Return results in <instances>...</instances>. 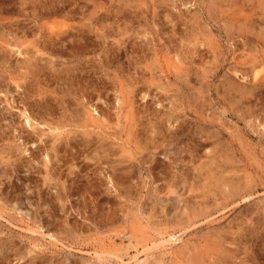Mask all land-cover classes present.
<instances>
[{
    "label": "rangeland",
    "instance_id": "374dc122",
    "mask_svg": "<svg viewBox=\"0 0 264 264\" xmlns=\"http://www.w3.org/2000/svg\"><path fill=\"white\" fill-rule=\"evenodd\" d=\"M30 2L27 5L30 8L24 14L13 11L18 4L0 3V11L1 6L13 7L0 13V82L7 81V70L18 78L28 81L33 78L32 83L34 81L43 93L38 96L45 95L49 99L48 104L52 105L54 116L64 120L60 128L50 131L45 125H40L46 128L45 135L42 134L40 139L37 137V142L22 144L24 139H35L37 134L26 130L18 139V133L12 130L14 128L6 125L11 119L17 120V116H9V112L2 111L3 104H0V264H108L110 260L111 264H119L120 261V264H133L131 262L137 250L127 246L129 237L139 247V256L145 258L142 264H255L247 260V256L253 253L244 241L247 239V227L254 222H258L261 227L258 234L264 237V65L259 67V74L263 76L259 75L261 79L257 76L260 90L251 87L255 83L251 80V72L249 78L238 76L250 56H244L246 51L241 47L242 39L236 32L240 20L234 22L227 13H238L240 9V13L243 10L248 13L251 8V12L259 11L260 8L255 6L259 0ZM252 3L255 7L251 6ZM38 5L46 12L39 20L32 14L38 11ZM224 5L230 9L224 8ZM238 15L242 16V13ZM18 20H24L32 30L28 28L25 32L18 28ZM231 20L232 27L227 26ZM46 34L49 42L46 45L38 43L37 40L43 41ZM8 39L15 42L20 39L21 42L17 43L24 53H14ZM176 45H180V50L184 52L183 65L181 62L177 66L168 57L177 51L180 53ZM232 64L237 65L234 67ZM238 65L242 67L239 74L236 71H239ZM37 74L40 76L36 77ZM229 88L232 92L236 89L235 93ZM238 90L237 93L247 95L240 96L236 93ZM253 92H256L255 96ZM99 95L101 98H98ZM238 96L243 100L240 101ZM126 102L133 103L135 107ZM97 104L96 111L91 112L94 116H97L98 109L106 106L115 121L95 122L94 116L93 120L88 118L87 111L95 110L94 105ZM127 104L128 108H124ZM147 104L151 105L149 109ZM130 107L135 108V114ZM67 109L70 114L64 116ZM148 110L150 112L146 114ZM68 115H71L70 122ZM129 118L136 121L133 123ZM150 118L163 131L171 127L176 130L175 137L143 139L144 134L147 135L146 125H149ZM163 118L165 121L169 118L167 122L174 121L172 124L166 122V125ZM174 124L180 129H175ZM136 126L139 129L143 127L140 130L143 137ZM53 133L57 137L52 141L50 137ZM137 134L141 139H136ZM189 137L192 138L189 147H179V142ZM150 141L156 143L151 144ZM38 143L42 148L48 146V156L52 161L48 163L52 168L44 164V155H31L30 150L36 149ZM25 145L29 150H24ZM152 145L155 147L152 148ZM148 172L153 173V178ZM175 172L182 175L177 177ZM224 173L225 176L222 175ZM160 178H166L165 182L161 184ZM169 178L174 184L166 188ZM175 180L181 182L178 181V184ZM153 182H157L155 185L160 191H156ZM246 190L247 193L244 192ZM175 197H185L182 199L185 204ZM155 220L156 223L153 222ZM235 223L237 226H234ZM243 223L244 227L241 226ZM160 233L165 238H169L170 233L176 241L173 239L172 244L166 243L162 247L158 244ZM242 242L248 247L241 245ZM94 249L103 252L104 259H99V253ZM240 249H246L242 250L244 254L240 253ZM142 250L149 253V259ZM200 252L201 258L197 257ZM209 256L213 261L207 258Z\"/></svg>",
    "mask_w": 264,
    "mask_h": 264
},
{
    "label": "bare ground",
    "instance_id": "6f19581e",
    "mask_svg": "<svg viewBox=\"0 0 264 264\" xmlns=\"http://www.w3.org/2000/svg\"><path fill=\"white\" fill-rule=\"evenodd\" d=\"M31 0H7V2H5V0H0V3L1 4H8V5H10V4H18L17 6H16V8H15V10H13V11H17L19 14L20 13H22V14H24V11L25 10H29V8H28V3L30 2ZM257 1V0H256ZM177 2V1H176ZM264 0H259V2H257V5H255L256 7H258V8H260V10L259 11H252L251 12V10L253 9V8H251L250 9V12L248 11V13H247V11L245 12V10H243V8H242V10L244 11V12H242L241 11V13H242V16L241 15H238V13L239 14H241L240 13V10L239 9H236V10H239V12L237 13L236 11H232L231 13L232 14H230V13H227V14H229V15H231V19L232 20H234V22H238L239 20V24H240V26L238 27V25H237V29L238 30H236V32H238L237 33V35L239 36V37H241V47L243 48V50L244 51H246L245 52V54H244V56L246 55V56H250V59H249V62L247 63V64H245L244 65V67L242 66L243 65V63L241 64V63H238V64H241V66L243 67H241L240 65H238V66H240V68H239V71L238 70H236L237 71V74H239L238 72H240L241 70V68H242V72H240V75H238L239 77L241 76V77H243V78H246V77H248V74H250L249 72H251L252 73V78H251V80L253 79V80H255L254 82V84L252 83V88H254L255 90L257 89V88H259L258 90H260V84H259V80L257 79V76H258V78H260L261 79V77L264 75V73H263V75H261V74H259V72L261 71V69L259 68L260 67V65H264ZM31 3V2H30ZM0 4V5H1ZM51 4V3H50ZM183 4V3H182ZM250 4V3H249ZM249 4H248V6H249ZM253 4V3H252ZM251 4V6H254V4L252 5ZM8 5H6V7L5 6H1V8H2V10L0 11V13L3 11L4 12V10H9V9H12L13 7H9ZM28 5V6H27ZM45 5V4H44ZM49 5V4H48ZM54 5V4H53ZM39 6V5H38ZM178 6V5H177ZM186 6V5H185ZM222 6V5H221ZM225 7L224 8H227L228 9V7H226V5H224ZM254 6V7H255ZM4 7V8H3ZM223 8V9H224ZM232 8V7H231ZM249 8H250V6H249ZM37 9V8H36ZM45 9H47V8H45ZM71 9V8H70ZM70 9H68V11L70 10ZM222 9V10H223ZM226 9V10H227ZM230 9V8H229ZM228 9V10H229ZM34 10V9H33ZM65 10V9H64ZM221 10V11H222ZM35 11V10H34ZM37 11V10H36ZM71 11H72V9H71ZM49 12V11H48ZM62 12V11H61ZM224 12V11H223ZM44 13H46L45 11H44V9L43 8H41V6H39L38 7V11L37 12H33L32 14L34 15V16H36V18L39 20V18H41L42 17V15L44 14ZM52 13V12H51ZM257 14V15H256ZM48 15V14H47ZM20 16V15H19ZM44 16V15H43ZM0 18H2L1 16H0ZM43 18V17H42ZM2 20V19H1ZM9 20V19H8ZM230 20V19H229ZM232 20L230 21V23L229 24H227V26H230V27H232L230 24H233L232 23ZM5 21H7V20H5ZM4 21V22H5ZM16 21V20H15ZM15 21H13L12 23L14 24V22ZM35 21H37V20H35ZM3 22V23H4ZM241 22V23H240ZM3 23H2V25H3ZM263 23V24H262ZM1 24V23H0ZM9 24V23H8ZM7 24V25H8ZM17 24H18V28H21V30H24L25 32H26V30L29 28L25 23H24V20H23V22L21 21V20H18V22H17ZM28 24V23H27ZM238 24V23H237ZM4 26H5V24H4ZM12 26V25H11ZM10 26V27H11ZM39 26V25H38ZM53 26V25H52ZM99 26H100V24H99ZM30 27H31V25H30ZM34 27H36L35 25H34ZM225 27H226V25H225ZM16 28V27H15ZM33 28V27H32ZM37 28V27H36ZM35 28V29H36ZM42 28V26L40 25V29ZM50 28V27H49ZM53 28V27H52ZM95 28H97V27H95ZM102 28V27H101ZM229 28V27H228ZM26 29V30H25ZM29 29H31V28H29ZM230 29V28H229ZM229 29H227V31L229 30ZM16 29H14V31H15ZM32 30V29H31ZM30 30V31H31ZM54 30V29H53ZM176 30V29H175ZM1 31V30H0ZM4 31V30H3ZM10 31V30H9ZM11 31H12V33H13V30L11 29ZM10 31V32H11ZM18 31V30H17ZM174 31V30H173ZM31 32H33V31H31ZM37 32V31H36ZM40 32H41V30H40ZM40 32H39V37H40ZM230 32V31H229ZM20 33V32H19ZM38 33V32H37ZM53 33H54V31H53ZM177 33V32H176ZM211 33V32H210ZM17 34V33H16ZM34 34H36V33H34ZM19 35V34H18ZM20 35H22V34H20ZM29 35V34H28ZM98 35V34H97ZM210 35V34H209ZM46 36H47V34L45 35V38H44V40L42 41V39L41 40H37V42L38 43H43V44H45V43H47V42H49L48 40H47V38H46ZM53 36V35H52ZM104 36V35H103ZM207 37V36H206ZM10 38V37H9ZM19 38V37H18ZM23 38L21 37V40H22ZM52 39V38H51ZM239 39V38H238ZM9 40V39H8ZM11 40V39H10ZM9 40V46L11 47V49L13 50V51H15L14 53H19V55L20 54H23L24 52H23V50L21 49V45L19 44V43H17L18 41L19 42H21L20 41V39L19 40H17V42H15L13 39V41H10ZM28 40V39H27ZM34 40H35V38H34ZM240 40V39H239ZM25 42H26V39L24 40ZM23 41V42H24ZM60 41V40H59ZM211 41V40H210ZM4 42V41H3ZM7 42V41H6ZM35 42V41H34ZM34 42H33V45H34ZM37 42H36V44H37ZM238 42V41H237ZM54 43H55V41H54ZM235 43H236V40H235ZM7 44V43H6ZM61 44V43H60ZM177 44H180V43H177ZM182 44V43H181ZM3 45H4V43H3ZM46 45V44H45ZM51 45V44H50ZM184 45H186V44H184ZM210 45V44H209ZM36 46V45H35ZM180 46V45H179ZM179 46L178 45H176L175 47H177V48H179ZM181 46H183V45H181ZM36 47H38V46H36ZM188 46H186V48H187ZM9 48V47H8ZM23 48V47H22ZM47 48H48V46H47ZM59 48V47H58ZM58 48H56V50L58 49ZM77 48V47H76ZM176 48V49H177ZM240 47H238V49H239ZM241 48V49H242ZM184 50H185V48H183ZM237 49V50H238ZM37 50V49H36ZM44 50V49H43ZM173 50H175V49H173ZM179 51H180V53H178V51L175 53V54H169V59L170 60H172V63H174L175 62V64L178 66L181 62H182V65H183V61H184V59L182 60V56H183V53L184 52H182L183 50H180V48L178 49ZM188 50V49H187ZM240 50V49H239ZM256 51V53L255 54H252L251 52L252 51ZM41 51V50H40ZM40 51H38V52H40ZM234 51H235V49H234ZM233 51V52H234ZM244 51H242V52H244ZM8 52V51H7ZM7 52H5V53H7ZM71 52V51H70ZM198 52V51H197ZM241 52V51H240ZM40 53H42V51L40 52ZM74 54V53H73ZM240 54V53H239ZM239 54H238V56H239ZM252 54V55H251ZM29 55V54H28ZM172 55V56H171ZM5 56V55H4ZM26 56V55H25ZM185 56L187 57V55L185 54ZM237 56V55H236ZM241 56V55H240ZM245 56V57H246ZM7 57V56H6ZM209 57H212V56H209ZM214 57V56H213ZM231 57H233V56H231ZM234 57H235V54H234ZM242 57V56H241ZM1 58V57H0ZM28 57H26L25 59H27ZM3 59V58H2ZM7 59V58H6ZM234 59V58H233ZM8 60V59H7ZM30 60H31V58H30ZM215 60V59H214ZM4 61V60H3ZM10 61V60H9ZM29 60H27L26 62H28ZM174 61V62H173ZM11 62V61H10ZM187 63V62H186ZM185 63V64H186ZM210 63V62H209ZM214 63V62H213ZM6 64V63H5ZM201 64V63H200ZM211 64V63H210ZM249 64V66L248 67H245L246 65H248ZM9 65H10V63H9ZM8 65V66H9ZM208 65V64H207ZM236 65L237 64H232V66H234V67H236ZM29 66V65H28ZM177 66H175V67H177ZM206 66V65H205ZM231 66V67H232ZM257 66H258V68H257ZM5 67V66H4ZM10 67V66H9ZM15 67V66H14ZM19 67V66H18ZM29 67H31V66H29ZM213 67H215V65L213 66ZM230 67V68H231ZM32 68V67H31ZM39 68V67H38ZM171 68V67H170ZM173 68H174V66H173ZM211 68V67H210ZM9 69V68H8ZM232 69L234 70V68L232 67ZM238 69V68H237ZM18 70V69H17ZM31 70V69H30ZM35 70V69H34ZM178 70V69H177ZM7 71H9V75H8V77H7V81L5 80V78H3L6 82H0V104H3V110L2 111H7V113L9 112V116L10 115H16L17 116V120H9V122L6 124V125H9V127H10V129L13 127L14 129H12V130H14L15 132H17L18 133V139H20V138H22V133L24 132V131H33V133L36 135L37 134V136L35 137V139H34V137L32 138V139H30V140H27V139H21V140H23V143L22 144H27V143H29V142H37V137H39V139H40V137L42 136V134H44L43 132H44V130L46 129L45 127H48L49 128V131L50 130H52V129H56V128H60L61 126H62V119L63 118H61L60 116H59V118H57V116L55 117L54 116V111L51 109V107H52V105L51 104H48V100L49 99H47V97H45V95L44 96H38V94H40V95H42L43 93H41L42 91H41V88L36 84V86L34 85V81H33V83H32V80H33V78L32 79H30L31 81H28V79H23L22 77L21 78H18L16 75H14V73L12 72V71H10V70H7ZM15 71V70H14ZM20 73H21V71L20 70H18ZM37 71V70H36ZM24 72V71H23ZM26 72V71H25ZM25 72H24V74H25ZM32 72H34L33 71V69H32ZM234 72V71H233ZM236 73V72H235ZM241 73H242V75H241ZM23 74V75H24ZM3 75V74H2ZM5 75V74H4ZM7 75V74H6ZM26 75H27V72H26ZM38 75L39 74H37V76L36 77H38ZM236 75V74H235ZM261 77H260V76ZM40 76V75H39ZM42 76V75H41ZM64 76V75H63ZM231 76V75H230ZM32 77V76H31ZM240 77V78H241ZM264 77V76H263ZM28 78V77H27ZM40 78V77H39ZM42 78V77H41ZM44 78V77H43ZM42 78V79H43ZM249 78V77H248ZM36 79V78H35ZM60 79V78H59ZM238 79V78H237ZM236 79V80H237ZM264 79V78H263ZM39 80V79H38ZM258 80V81H257ZM28 81V82H27ZM46 81V80H45ZM47 82V81H46ZM249 82H251V81H249ZM253 82V81H252ZM41 83V82H40ZM237 83V82H236ZM233 84H235V82L233 83ZM242 85V84H241ZM247 85L249 86V83H247ZM230 86V85H229ZM238 86H240V85H238ZM246 86V85H245ZM232 87V86H231ZM230 87V88H231ZM243 87H244V84H243ZM250 87V88H251ZM230 88H229V90H230ZM241 88V87H240ZM235 89V88H234ZM245 89V88H244ZM244 89H240V91L242 90H244ZM231 90H233V87L231 88ZM230 90V92H232ZM236 90V89H235ZM235 90L233 91L234 93H235ZM249 90V89H248ZM254 90V91H255ZM264 90V89H263ZM250 91V90H249ZM232 92V93H233ZM237 92H239V90L238 91H236V93ZM250 92H252V90L250 91ZM250 92H248V94H250ZM257 92V91H256ZM256 92H253V94H254V96H255V93ZM259 92V91H258ZM247 93V92H246ZM261 93V92H260ZM237 94H239V93H237ZM245 93H241V94H239L240 96H242V95H244ZM252 94V93H251ZM252 94V95H253ZM259 94V93H258ZM262 94V93H261ZM264 94V93H263ZM122 95V94H121ZM245 95H247V94H245ZM57 96V95H56ZM86 96H88V95H86ZM116 96V95H115ZM259 96V95H258ZM50 97H52V96H50ZM49 97V98H50ZM117 98H118V95L116 96ZM120 97H122V99H123V96H120ZM126 97V96H125ZM143 97H144V95H143ZM154 97V96H153ZM247 97V96H246ZM55 98V97H54ZM57 98V97H56ZM55 98V99H56ZM98 98H101V96L99 95V97ZM117 98H114V99H116V101L119 99H117ZM127 98V97H126ZM156 98H157V96H156ZM155 98V99H156ZM238 98L240 99V97L238 96ZM237 97H236V99H238ZM249 98V97H248ZM256 98H257V95H256ZM262 98V97H261ZM52 99H53V97H52ZM64 99V98H63ZM131 99H133V97L131 98ZM159 99V98H158ZM60 100H61V102L63 101L61 98H60ZM105 100V99H104ZM130 100V99H129ZM136 100V99H135ZM241 100H243V99H240V101ZM52 100H50L49 102H51ZM55 101V100H54ZM107 101V100H106ZM123 101V100H122ZM126 101V100H125ZM154 102L156 101V100H153ZM64 102V101H63ZM108 103H109V101H107ZM115 102V101H114ZM119 102H121L120 101V99H119ZM158 101H156V103H157ZM244 102V101H243ZM52 103V102H51ZM53 103H56V102H53ZM88 103H90V102H88ZM94 103H96V102H94ZM93 103V104H94ZM125 103V102H124ZM126 103H129V102H126ZM153 103V102H152ZM162 103V102H161ZM246 103H248V102H246ZM92 104V103H91ZM92 104V105H93ZM106 104V103H105ZM122 104H123V102H122ZM130 104V106H132V104L133 103H129ZM138 105H140L139 103H137ZM141 104H143V103H141ZM48 105H49V107H48ZM60 105V104H59ZM90 105V104H89ZM91 105V106H92ZM145 105V104H144ZM148 106H147V108L149 109V106H151V105H149V104H147ZM159 105V104H158ZM61 106V105H60ZM67 106V105H66ZM95 106H97L98 107V104L97 105H94V107ZM100 106V105H99ZM114 106V105H113ZM126 107H124V108H128V104L127 105H125ZM142 106L143 105H141V108H142ZM146 106V105H145ZM97 107H95V110H93L92 109V111L89 109V111H87V109L86 108H84L86 111H87V116H88V118L90 117V118H92V116H94L91 112H93V111H96V108ZM116 106H114V108H115ZM117 107H118V105H117ZM132 107H135L134 105L132 106ZM132 107H130V110L132 109L133 111V114H135L134 113V109L135 108H132ZM57 108V107H56ZM60 108H62V106L60 107ZM90 108V107H89ZM122 108V107H121ZM140 108V106L138 107V109ZM147 108H145L146 110H147ZM155 108V110H156V107H154ZM154 108H153V111L155 112V110H154ZM263 108V107H262ZM83 109V110H84ZM113 109V108H112ZM150 109H151V107H150ZM248 109V108H247ZM64 111H66V109H63ZM111 110V109H110ZM115 110V109H114ZM119 110V109H118ZM152 110V109H151ZM56 111H59V110H57L56 109ZM61 111V110H60ZM70 111V110H69ZM121 111H122V109H121ZM125 111H127V110H125ZM142 111H144V110H142ZM152 111V112H153ZM63 112V111H62ZM61 112V113H62ZM116 112H118V111H116ZM128 112V111H127ZM131 112V111H130ZM131 112V113H132ZM147 112H150V110H148V111H146V114H147ZM4 113V112H3ZM58 112H56V114H57ZM119 113H120V111H119ZM131 113H130V115H131ZM64 114H66V115H64V116H67V114H70V112H68V109H67V112H65ZM83 114V116H86V114L84 115V113H82ZM133 114L131 115L132 117H133ZM140 114V113H139ZM142 114V113H141ZM145 113H144V115H146ZM150 114V113H149ZM165 114V113H164ZM245 114V113H244ZM59 115H60V113H59ZM113 114H111L110 112H109V110H108V108H106V106L105 107H101L100 109H98V111H97V116H94L95 117V122H97V121H99V120H102V121H104V122H106V123H110L111 121H115V120H113V116H112ZM129 115V116H130ZM159 115V114H158ZM240 115V114H239ZM71 117V115H68V117ZM73 116V115H72ZM125 116H127V118H128V115H125ZM143 116V115H142ZM152 116V115H151ZM154 116V115H153ZM67 117V118H68ZM70 117L68 118V121L70 120ZM138 117V116H137ZM139 117H141V115L139 116ZM138 117V118H139ZM146 117H148V115L146 116ZM159 117V116H158ZM1 119H2V117H0ZM61 118V119H60ZM66 117H65V119H67ZM85 118V117H84ZM119 118V117H118ZM143 118V117H142ZM144 118H145V116H144ZM72 119V118H71ZM120 119V118H119ZM119 119H117L116 118V121L117 120H119ZM132 118H129V120H131ZM162 119V118H161ZM164 119V118H163ZM167 119V118H166ZM64 120V119H63ZM87 120V119H86ZM92 120H93V118H92ZM91 119H90V121H92ZM133 120V119H132ZM131 120V121H132ZM140 120V119H139ZM145 120V119H144ZM147 120H148V118L146 119V122H147ZM149 120H151V121H148L149 123V125H146L148 128H147V135L145 136V134H144V137L142 136L143 135V132H142V134L140 133L141 131V129L143 128H141V129H139L138 128V126H136L137 127V129H139V130H137V131H139V133L141 134V137H143V139L145 138V137H149L150 139H155V140H157V139H159V140H161V139H166V137H168V138H172L173 139V136L175 137V133H176V130H173V128L171 127V128H169V129H171L170 131H169V129L166 131V130H164L163 131V129L162 128H160V127H158L157 125H156V122L154 121V119H149ZM167 120H169V118L167 119ZM167 120L165 121V119L164 120H162V121H165L164 123H166L167 122ZM83 121V120H82ZM136 120H133V123L135 122ZM137 121H138V119H137ZM141 121H143V119H141ZM154 121V122H153ZM170 121V120H169ZM168 121V122H169ZM172 121H174V120H172ZM171 121V122H172ZM67 122V121H66ZM70 122V121H69ZM69 122H67L68 124H69ZM87 122H88V120H87ZM86 122V123H87ZM93 122V121H92ZM118 123H119V121H117ZM153 122V123H152ZM167 122V123H168ZM171 122H169V123H171ZM15 123H17V125L15 124ZM94 123V122H93ZM131 122H129V124H130ZM160 123V122H159ZM167 123H166V125H167ZM175 123V122H174ZM187 123V122H186ZM1 124V123H0ZM138 124V123H137ZM158 124V123H157ZM161 124H162V122H161ZM172 124V123H171ZM189 124V123H188ZM40 125H45V129L43 128V127H40ZM134 125V124H133ZM133 125H132V127H133ZM175 125V124H174ZM184 125V124H183ZM190 125V124H189ZM3 126V125H2ZM83 127L85 126V125H82ZM130 126V125H129ZM140 126H143V125H141L140 124ZM159 126H160V124H159ZM172 126V125H171ZM176 127H175V129L176 128H178V126L177 125H175ZM180 126H182V125H180ZM1 127V126H0ZM86 127V126H85ZM167 127H169V126H167ZM185 127H189L188 125H186ZM47 128V129H48ZM145 128V127H144ZM165 128V127H164ZM190 128V127H189ZM196 128V127H195ZM195 128H193V129H195ZM4 129V128H3ZM180 128H178V130H179ZM186 129V128H185ZM188 129V128H187ZM57 130H59V129H57ZM128 130H130L129 128H128ZM146 129H144V131H145ZM189 130H191V131H193L192 129H189ZM48 131V132H49ZM133 131V130H132ZM186 131V130H185ZM184 131V132H185ZM196 131V130H195ZM58 132V131H57ZM85 132V131H84ZM130 132H131V130H130ZM194 132V131H193ZM46 133V132H45ZM51 134H52V132H50ZM54 133H56V132H54ZM54 133H53V136L52 137H50L51 138V140L52 139H54V137H57V136H55L54 135ZM59 133V132H58ZM134 133H138V132H135L134 131ZM186 133H188L189 134V132H186ZM196 132H194V134H195ZM49 134V133H48ZM67 134H68V132H67ZM85 134V133H84ZM182 134H184V133H181V135ZM14 135H15V133H14ZM45 135V134H44ZM57 135V134H56ZM135 135V134H134ZM139 134H137L136 136H137V138L136 139H141L140 138V135L138 136ZM28 136V135H27ZM26 136V137H27ZM50 136V135H49ZM178 136V135H177ZM198 136V135H197ZM9 137V136H8ZM11 137V136H10ZM25 137V138H26ZM29 137V136H28ZM139 137V138H138ZM194 137H195V135H194ZM157 138V139H156ZM161 138V139H160ZM178 138V137H177ZM191 137H189V138H186V141H187V143H184V142H186V141H184V142H179V147H184L185 145L186 146H188L189 145V143H190V141L192 140V138L190 139ZM17 139V140H18ZM29 139V138H28ZM142 139V140H143ZM148 139V138H147ZM146 139V140H147ZM198 139V138H197ZM21 140H20V142H21ZM56 140V139H55ZM142 140H140L141 142H142ZM199 140H201V139H199ZM199 140H197L198 142H199ZM15 141V140H14ZM53 141V140H52ZM137 141V140H136ZM41 142H42V138H41ZM51 142V141H50ZM141 142H140V145H141ZM147 142H149L148 140H147ZM157 142H159V141H157ZM170 142H171V140H170ZM196 142V141H195ZM194 142V143H195ZM44 143H46V142H44ZM137 143H139V142H136V144ZM150 143H151V141H150ZM156 143V141H154V142H152L151 144H155ZM161 143V142H160ZM166 143V142H165ZM196 144H197V142H196ZM45 145H48V144H45ZM137 145H139V144H137ZM150 145V144H149ZM148 145V146H149ZM176 145V144H175ZM178 145V144H177ZM199 145H201V143L199 144ZM44 146V145H43ZM170 146V145H169ZM197 146H198V144H197ZM48 146H44L43 148L40 146V144L38 143V145L36 146V149L34 148V149H32V150H30V151H32L31 152V155H33L34 154V156L35 155H44V159H43V161L45 160V162H44V164L45 165H49V163H51L52 161L50 160V158H49V156H48V151H47V148ZM152 148L153 147H155V146H151ZM162 147V146H161ZM189 147V146H188ZM199 147V146H198ZM24 150L25 151H27V150H29V148L27 147V145H25L24 147ZM197 149V148H196ZM184 149H182V151H183ZM173 151V150H172ZM188 151V150H187ZM199 151V150H198ZM173 152H175V151H173ZM33 153V154H32ZM179 153V152H178ZM192 153V152H191ZM169 154H167V156H168ZM171 155H173V154H171ZM174 155H175V153H174ZM178 155H180V154H178ZM181 156V155H180ZM222 156V155H221ZM152 157V156H151ZM175 157V156H174ZM214 157V156H213ZM36 158V157H35ZM178 158V157H177ZM192 158V157H191ZM195 158V157H194ZM217 158V157H216ZM147 160V159H146ZM153 160V159H152ZM168 160H169V157H168ZM175 160V159H174ZM178 160H179V158H178ZM181 161H182V159H180ZM200 159L198 158V161H199ZM220 160V159H219ZM41 161H42V159H41ZM50 161V162H49ZM145 161V160H144ZM149 162H150V160H148ZM193 161V160H192ZM192 161H191V164H192ZM49 162V163H48ZM141 162V161H140ZM172 163H173V161H171ZM177 162V160L175 161V164L177 165L178 163H176ZM183 162V161H182ZM224 162V161H223ZM226 162V161H225ZM181 163V162H180ZM190 163V162H189ZM205 163H208V161H206ZM143 164V166L145 165L144 164V162L142 163ZM153 164V163H152ZM171 164V163H170ZM44 165V166H45ZM51 165V164H50ZM49 165V167L50 168H52L51 166ZM148 165V164H147ZM172 165V164H171ZM171 165H170V167H171ZM174 165V164H173ZM176 165H174V166H176ZM182 165V164H181ZM181 165H179L177 168H179ZM196 165V164H195ZM130 167H131V164L129 165ZM151 166H153V165H151ZM185 166V165H184ZM184 166H182V167H184ZM193 166V165H192ZM48 167V166H47ZM48 167V168H49ZM223 167V166H222ZM149 168H151V167H149ZM176 168V167H175ZM216 168V167H215ZM173 169V168H172ZM181 170H182V168H180ZM185 169H186V167H185ZM148 170H151V169H148ZM176 170V169H175ZM179 170V169H178ZM219 170V169H218ZM227 170V169H226ZM152 171V170H151ZM173 171V170H172ZM177 171V170H176ZM189 171V170H188ZM223 171V170H222ZM228 171V170H227ZM231 171V170H230ZM146 172V171H145ZM150 172V171H149ZM148 172V174H150L151 175V178H153L152 177V174L151 173H149ZM180 172V171H179ZM224 172H226V171H224ZM173 173V172H172ZM183 173V172H182ZM189 174H190V171L188 172ZM217 173H219V171L217 172ZM216 173V174H217ZM220 173H222V172H220ZM227 173V172H226ZM226 173H224V174H222V175H224L225 176V174ZM228 173H229V171H228ZM227 173V174H228ZM45 175H47V173L45 172L44 173ZM175 174H177L176 172H175ZM181 174V173H180ZM184 174H186V172L184 173ZM193 174V173H192ZM233 174V173H232ZM172 174H171V172H170V176H171ZM178 176L177 177H180L179 176V173L177 174ZM187 175V174H186ZM219 175V174H218ZM48 176V175H47ZM46 176V177H47ZM110 177V176H109ZM168 177H169V173H168ZM167 177V178H168ZM175 177V176H174ZM177 177H175V178H177ZM184 177V176H183ZM182 177V178H183ZM186 177V176H185ZM220 177V176H219ZM228 177V176H227ZM230 177V176H229ZM48 179H49V177H47ZM118 178V177H117ZM47 179V180H48ZM51 179V178H50ZM60 179V178H59ZM126 179H128V178H126ZM166 179V178H165ZM165 179H163V180H165ZM181 179V178H180ZM185 179H187V177L185 178ZM45 180H46V178H45ZM151 180V179H150ZM158 180H161V184H162V179L160 178V179H158ZM157 180V181H158ZM174 180V179H173ZM184 179H182V181H183ZM227 180H229V179H227ZM232 180V179H231ZM230 180V181H231ZM176 181V180H175ZM179 181V180H178ZM178 181H176L177 183H178ZM185 181H188V180H185ZM225 181V180H224ZM240 181V180H239ZM155 182V181H154ZM152 183V184H154V186H156L155 184L157 183ZM163 182H165V181H163ZM174 181H172L171 182V179L169 178L167 181H166V183H165V185H166V188L167 187H171L174 183H173ZM175 182V183H176ZM181 181H179V183H180ZM229 182V181H228ZM65 183H66V181H65ZM178 183V184H179ZM189 183V182H188ZM231 183H232V181H231ZM235 183V182H234ZM61 184H62V182H61ZM225 184V183H224ZM233 184V183H232ZM237 184V183H236ZM239 184V183H238ZM248 184V183H247ZM158 185H160V184H158ZM153 186V187H154ZM176 186V185H175ZM236 186V185H235ZM160 187V186H159ZM177 187V186H176ZM248 187H249V185H248ZM247 187V188H248ZM65 188V187H64ZM158 188V186H156V189ZM163 188V187H162ZM231 188H232V186H231ZM230 188V189H231ZM244 187H242V189H243ZM153 189V188H152ZM173 189H174V187H173ZM229 189V188H228ZM249 189V188H248ZM154 190V189H153ZM159 189H157L156 191H158ZM167 190V189H166ZM234 190V189H233ZM244 190V189H243ZM155 191V192H156ZM160 191V190H159ZM164 191V190H163ZM170 192V191H169ZM172 192V191H171ZM245 193H247V190L246 191H244ZM158 193H161V192H158ZM168 193V192H167ZM242 193V192H241ZM241 193H240V195H241ZM248 193H249V191H248ZM166 194V193H165ZM170 193H168V195H169ZM227 194V193H226ZM226 194H225V196H226ZM229 194V193H228ZM233 194H235V193H233ZM243 194V193H242ZM167 195V196H168ZM245 195V194H244ZM163 196V195H162ZM224 196V195H223ZM224 196V197H225ZM231 196H233V195H231ZM235 197L237 196V195H234ZM169 197V196H168ZM242 197V196H241ZM241 197H239V198H241ZM246 197V196H245ZM248 197V196H247ZM163 198V197H162ZM171 198H172V196H171ZM174 198V197H173ZM172 198V199H173ZM176 198V197H175ZM180 198H182V197H180ZM183 198H185V197H183ZM182 198V199H183ZM229 198V197H228ZM227 198V199H228ZM249 198V197H248ZM178 199V200H177ZM182 199H179V198H176V200L179 202H181L182 201ZM191 199V198H190ZM189 199V200H190ZM226 199V200H227ZM232 199V198H231ZM242 199V198H241ZM157 200H160V199H157ZM223 200H225V198L223 199ZM243 200H244V198H243ZM242 200V201H243ZM161 201V200H160ZM169 201V200H168ZM167 201V202H168ZM171 201V200H170ZM176 201V202H177ZM186 201V200H185ZM227 201H229V200H227ZM242 201H240V202H242ZM155 202H156V200H155ZM159 202V201H158ZM164 201H162V203H163ZM183 203H184V201H182ZM189 202V201H188ZM191 202H192V199H191ZM190 202V203H191ZM206 202V201H205ZM224 202V201H223ZM237 201H235L234 202V204L236 203ZM159 203H161V202H159ZM158 203V204H159ZM182 203V204H183ZM171 204V203H170ZM185 204V203H184ZM186 204H188V203H186ZM207 204H208V202H207ZM225 204V203H224ZM230 204V203H229ZM155 205H156V203H155ZM162 204H160V207L161 208H163L162 206H161ZM176 207H178V203H176ZM228 205V204H227ZM166 206V205H165ZM173 206V205H172ZM175 206V205H174ZM187 206V205H186ZM205 206H207V205H205ZM209 206V205H208ZM247 206V205H246ZM130 207H131V205H130ZM183 207V206H182ZM146 208V207H145ZM156 208V207H155ZM192 208H193V206H192ZM201 208V207H200ZM246 208V207H245ZM140 209H141V207H140ZM148 209H149V207H148ZM153 209V208H152ZM176 209V208H175ZM179 209V208H178ZM177 209V210H178ZM184 209V208H183ZM187 210V212H189L188 211V208H186ZM190 209V208H189ZM199 209V208H198ZM244 209V208H243ZM249 209V208H248ZM247 209V210H248ZM251 209V208H250ZM157 210V209H156ZM160 210H162V209H160ZM163 210H165V208H163ZM172 210V209H171ZM139 211V210H138ZM143 211H144V209H143ZM149 211V210H148ZM155 211V210H154ZM179 211V210H178ZM240 211V210H239ZM249 211V210H248ZM142 212V211H141ZM145 212V211H144ZM153 212V211H152ZM175 212V211H174ZM194 212V211H193ZM139 213V212H138ZM124 214V213H123ZM147 214H148V212H147ZM153 214H155V213H152V215ZM247 214V213H246ZM252 214V213H251ZM125 215V214H124ZM123 215V218L127 215H125L124 216ZM152 215H150V216H152ZM193 215V214H192ZM259 215V214H258ZM159 216V215H158ZM161 216V218H162V215H160ZM168 216L170 217V215L168 214ZM245 217H247L246 215H245ZM239 219H240V217H238ZM238 218H237V220H238ZM241 218H242V216H241ZM256 218V217H255ZM254 219V218H253ZM252 219V220H253ZM130 220V219H129ZM162 220V219H161ZM165 220V219H164ZM163 220V221H164ZM250 220V219H249ZM145 221V220H144ZM153 222H155L156 223V220L155 221H153ZM246 222H247V220H246ZM250 222H251V220H250ZM240 223H241V221H240ZM252 223V222H251ZM239 224V223H238ZM146 225H148V224H146ZM150 225V224H149ZM234 225V224H233ZM233 225H231V226H233ZM245 225H247V224H245ZM234 226H237L236 225V223H235V225ZM240 226V225H239ZM241 226H243L244 227V223L243 224H241ZM228 227V226H227ZM260 226L258 225V222H254V224L253 225H251V224H249V226L247 227V239H245V243H247L248 244V246H249V251L252 249V255H250V256H247V260H250V262H252V263H255V264H264V237H260L262 234H258V232L260 231V228H259ZM229 228V227H228ZM227 228V229H228ZM235 228H237V227H235ZM245 228H246V226H245ZM243 229V228H242ZM231 230H233V229H231ZM236 230V229H235ZM240 230V229H239ZM246 230V229H245ZM262 230V229H261ZM263 231V230H262ZM233 233V232H232ZM238 232H236V234H237ZM161 234V239H160V241H158L157 243L159 244V245H161L162 244V247H164L163 245H166V243H171V242H173V235L172 234H168V236L169 235H171L169 238H165V236L163 235V233H160ZM244 234V233H243ZM112 235V234H111ZM157 235V234H156ZM233 235H235V234H233ZM110 237V236H109ZM114 237V236H113ZM107 238V237H106ZM156 238V237H155ZM233 238H234V236H233ZM176 239V238H175ZM174 239V240H175ZM239 239V238H238ZM243 238H241V240H242ZM162 240V241H161ZM234 239H232V241H233ZM237 240V239H236ZM102 241V240H101ZM176 241V240H175ZM237 241H239V240H237ZM147 242V241H146ZM153 242H154V244L156 243L155 242V240H153ZM241 242V241H240ZM235 243V242H234ZM98 244H99V242H98ZM147 244V243H146ZM172 244V243H171ZM101 245V244H100ZM103 245H105V244H103ZM150 245V244H149ZM156 246H157V244H155ZM241 245H246V244H243V242H242V244ZM107 246V245H106ZM110 246H112L111 244H110ZM127 246L128 247H134L136 250H137V253L133 256V259H132V262L131 263H133V264H142V262L145 260V258H143V256L141 257V256H139V247L137 246V244L136 243H134L133 242V240L129 237V242L127 243ZM146 246V245H145ZM168 246V245H167ZM247 246V245H246ZM247 246V247H248ZM147 247V246H146ZM160 247V246H159ZM239 247V246H238ZM156 248H158V246L156 247ZM229 248V247H228ZM242 248H244V247H242ZM124 249V248H123ZM126 249H128V248H126ZM95 250V249H94ZM98 250H99V246H98ZM106 250V249H105ZM231 250V249H230ZM229 250V251H230ZM243 251H245L244 249H242ZM241 249H240V253H242L243 251H242ZM96 251V250H95ZM107 251V250H106ZM109 251V250H108ZM119 251H122V250H120L119 249ZM143 251V250H142ZM142 251H140V253L142 252ZM236 251V250H235ZM96 252H98V251H96ZM196 252H198V251H196ZM233 252V251H232ZM239 252V251H238ZM99 254L97 255V257H99V259H102L103 258V255H102V253L103 252H98ZM109 253H111L112 254V252H109ZM142 253H144L146 256L149 254L147 251H143ZM104 254V253H103ZM107 254V253H106ZM105 254V255H106ZM116 254H118V253H116ZM121 254V253H120ZM120 254H118V255H120ZM193 254V253H192ZM191 254V255H192ZM196 254V253H195ZM234 254V253H233ZM242 254H244V252L242 253ZM241 254V255H242ZM143 255V254H142ZM153 255V254H152ZM190 255V256H191ZM198 255V254H197ZM240 255V256H241ZM247 255V254H246ZM112 256V255H111ZM120 256H122V254L120 255ZM200 256V258L202 257V252H200V255H198L197 257H199ZM204 256H205V254H204ZM218 256V255H217ZM239 256V255H238ZM239 256V257H240ZM100 257H102V258H100ZM114 257V256H113ZM151 257V256H150ZM189 257V256H188ZM193 257V256H192ZM220 257V256H219ZM225 257H227V256H225ZM233 257V256H232ZM107 258V257H106ZM114 258H116V257H114ZM147 258H148V256H147ZM194 258V257H193ZM192 258V259H193ZM195 258H196V256H195ZM207 258H209V260H211V261H213L212 259H210L211 257L209 256V257H207ZM235 258V257H234ZM104 259V258H103ZM149 259V258H148ZM246 259V258H245ZM108 260V259H107ZM111 261V260H110ZM110 261H109V263H110ZM131 261V260H130ZM105 262V261H104ZM108 261H106V263H107ZM112 262V261H111ZM116 262H117V260H116ZM123 262V261H122ZM126 262V261H125ZM128 262V261H127ZM148 262V261H147ZM228 262V261H227ZM241 262V261H240ZM108 263V264H109ZM120 263H121V261H120ZM119 263V264H120ZM129 263V262H128ZM146 263V262H145ZM151 263H152V261H151ZM214 263V262H213ZM111 264V263H110ZM125 264H127V263H125ZM189 264V263H188ZM201 264V263H200ZM231 264V263H230Z\"/></svg>",
    "mask_w": 264,
    "mask_h": 264
}]
</instances>
